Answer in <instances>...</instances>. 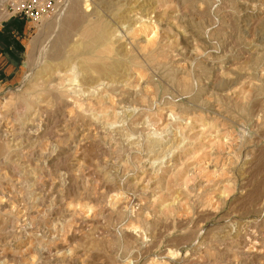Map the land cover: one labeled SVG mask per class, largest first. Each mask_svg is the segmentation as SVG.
<instances>
[{"label":"rangeland","instance_id":"1","mask_svg":"<svg viewBox=\"0 0 264 264\" xmlns=\"http://www.w3.org/2000/svg\"><path fill=\"white\" fill-rule=\"evenodd\" d=\"M30 2L0 0V264H264V0Z\"/></svg>","mask_w":264,"mask_h":264},{"label":"bare ground","instance_id":"2","mask_svg":"<svg viewBox=\"0 0 264 264\" xmlns=\"http://www.w3.org/2000/svg\"><path fill=\"white\" fill-rule=\"evenodd\" d=\"M90 22V21H89ZM100 23V22H99ZM96 24H98V23H96ZM100 25V24H99ZM99 25H97V26H99ZM103 27V26H102ZM102 27H100L98 30H95L96 32L94 33V35H91L90 36V32H87V31H85V29H84V31H82V33H83V38H82V41L80 42V43H78L77 45H74L73 47H72V49H74V50H76V53H77V51H79V52H81V51H87V50H89L90 48H92V46L93 45H96V46H98V45H100V43L101 42H103L104 41V33H103V31H102ZM89 29V28H88ZM87 29V30H88ZM103 29H105L104 27H103ZM90 30V29H89ZM93 33V32H92ZM104 44V43H103ZM106 44V43H105ZM102 46V45H101ZM101 46H99V47H101ZM98 48V47H97ZM97 48L95 49V48H92L93 49V52H95L94 51V49L95 50H97ZM71 49V48H70ZM79 49V50H78ZM91 51V53H92V50H90ZM90 51H88V52H90ZM71 52H75V51H71ZM88 52H86V53H88ZM100 52H101V50H100ZM81 53H83V52H81ZM78 54V53H77ZM100 54V53H99ZM72 55V54H71ZM82 55V54H81ZM86 55V54H85ZM84 55V56H85ZM89 55V54H88ZM87 55V58L89 57ZM92 56H93V54H92ZM98 56V55H97ZM96 56V57H97ZM100 57V56H99ZM85 58V57H84ZM83 58V59H84ZM105 58V57H104ZM66 59V58H65ZM95 59V58H94ZM93 59V60H94ZM85 60V59H84ZM95 60H97V59H95ZM116 60V59H115ZM63 61V60H62ZM61 61V62H62ZM86 61V60H85ZM88 61H90V60H88ZM92 61V60H91ZM101 61V60H100ZM93 62V61H92ZM96 62V61H95ZM97 62H99V61H97ZM100 63H102V62H100ZM83 64H90V63H81V65L79 66V67H77L78 68V70H77V72H75V74H74V77L77 75V74H79V73H81L82 74V76H83V78H87L88 79V77L90 76V73L91 72H93L92 70H95L93 67H96V66H93L92 67V65H84L83 66ZM119 64V63H118ZM101 66H103V64H101ZM111 67V66H110ZM113 67H115V66H113ZM74 69V68H73ZM113 69V68H112ZM76 70V69H75ZM115 71H116V69H115ZM96 72V71H95ZM77 73V74H76ZM97 73H101L102 75L104 74V75H111L112 74V71L109 69V66H104V67H101L100 69L99 68H97ZM64 75V74H63ZM67 76V75H66ZM78 76V75H77ZM101 76V75H100ZM105 77V76H104ZM107 77V76H106ZM51 78H53L54 79V77H52L51 76ZM90 78H93V76L92 77H90ZM96 79H98V78H96ZM75 80H76V78H75ZM75 80H72V81H75ZM93 80V79H92ZM92 80H90V81H92ZM55 81V80H54ZM83 81V80H82ZM96 81H98V80H96ZM100 81V80H99ZM98 81V83L96 84L97 86H99V85H101V84H104V83H102V82H99ZM50 82V81H49ZM52 83V82H51ZM108 83V82H107ZM58 85V84H57ZM69 85V84H68ZM82 85V84H81ZM94 87H96L95 85H93ZM58 89V88H57ZM50 90V89H49ZM45 91V90H44ZM46 91H47V89H46ZM65 91H67V90H65ZM65 91H63V92H65ZM61 92V91H60ZM84 92V91H83ZM92 92V91H91ZM59 93V92H58ZM57 93V94H58ZM62 93V92H61ZM67 93H69L68 91H67ZM123 93V92H122ZM51 94H52V92H51ZM50 94V95H51ZM60 94V93H59ZM58 94V95H59ZM62 95H64V93L62 94ZM92 95V94H91ZM52 97H54L53 95H51ZM48 97V96H47ZM73 97V96H72ZM36 98V97H35ZM60 98V97H59ZM77 98V97H76ZM27 99V98H26ZM25 99V100H26ZM65 99V98H64ZM29 100V99H28ZM37 100H38V97H37ZM40 100V99H39ZM45 100H46V98H45ZM44 100V101H45ZM33 102V101H32ZM66 102V101H65ZM28 103V102H27ZM37 105V104H36ZM26 119V118H25ZM39 127V126H38ZM1 128H0V136H1ZM36 132V131H35ZM34 132V133H35ZM5 136V135H4ZM5 138V137H4ZM154 139H155V137H154ZM156 141V140H155ZM157 142V141H156ZM156 142H155V144H156ZM154 144V145H155ZM160 144H162V143H159V145ZM156 146H157V144H156ZM162 146H163V144H162ZM155 147V146H154ZM161 147V146H160ZM160 147H158V148H160ZM152 151V150H151ZM154 151H155V149H154ZM158 151V150H157ZM163 151V150H162ZM153 152V151H152ZM68 171V170H67Z\"/></svg>","mask_w":264,"mask_h":264},{"label":"built area","instance_id":"3","mask_svg":"<svg viewBox=\"0 0 264 264\" xmlns=\"http://www.w3.org/2000/svg\"><path fill=\"white\" fill-rule=\"evenodd\" d=\"M31 2L28 4L18 3L13 5L12 9L23 13L25 17L32 22L38 21L39 18L44 14L47 9L51 7L50 0H30ZM42 1V4L39 5V8L36 7V2Z\"/></svg>","mask_w":264,"mask_h":264},{"label":"crops","instance_id":"4","mask_svg":"<svg viewBox=\"0 0 264 264\" xmlns=\"http://www.w3.org/2000/svg\"><path fill=\"white\" fill-rule=\"evenodd\" d=\"M4 62H5V58H4V57H1V58H0V70H2V71H4V70L2 69V66H3V63H4ZM7 62H8V60H7ZM8 64H10V63L8 62ZM11 68H12V66H9V67L7 68V69H8L7 71L12 70ZM3 73H4V72H1L0 75L3 74ZM5 74H6V73H5ZM0 77H1V76H0Z\"/></svg>","mask_w":264,"mask_h":264}]
</instances>
